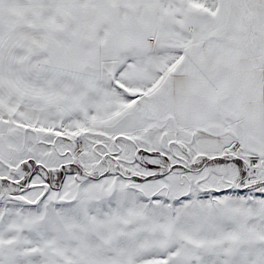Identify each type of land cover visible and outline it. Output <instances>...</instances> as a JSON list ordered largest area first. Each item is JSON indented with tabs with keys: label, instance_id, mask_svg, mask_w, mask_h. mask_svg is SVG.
Wrapping results in <instances>:
<instances>
[{
	"label": "snow or ice",
	"instance_id": "6c2138e0",
	"mask_svg": "<svg viewBox=\"0 0 264 264\" xmlns=\"http://www.w3.org/2000/svg\"><path fill=\"white\" fill-rule=\"evenodd\" d=\"M0 264H264V0H0Z\"/></svg>",
	"mask_w": 264,
	"mask_h": 264
}]
</instances>
